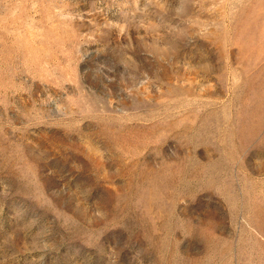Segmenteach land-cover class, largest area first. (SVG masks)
<instances>
[{
    "label": "rangeland",
    "instance_id": "obj_1",
    "mask_svg": "<svg viewBox=\"0 0 264 264\" xmlns=\"http://www.w3.org/2000/svg\"><path fill=\"white\" fill-rule=\"evenodd\" d=\"M0 264H264V0H0Z\"/></svg>",
    "mask_w": 264,
    "mask_h": 264
}]
</instances>
